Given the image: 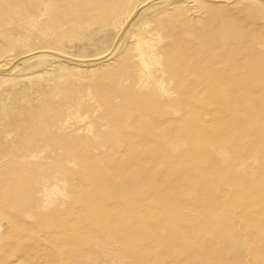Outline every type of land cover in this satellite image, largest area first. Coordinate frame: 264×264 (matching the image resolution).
I'll return each instance as SVG.
<instances>
[{
    "label": "rangeland",
    "instance_id": "1",
    "mask_svg": "<svg viewBox=\"0 0 264 264\" xmlns=\"http://www.w3.org/2000/svg\"><path fill=\"white\" fill-rule=\"evenodd\" d=\"M0 264H264V0H0Z\"/></svg>",
    "mask_w": 264,
    "mask_h": 264
},
{
    "label": "bare ground",
    "instance_id": "2",
    "mask_svg": "<svg viewBox=\"0 0 264 264\" xmlns=\"http://www.w3.org/2000/svg\"><path fill=\"white\" fill-rule=\"evenodd\" d=\"M154 41V40H153ZM152 62V61H151ZM146 86V85H145Z\"/></svg>",
    "mask_w": 264,
    "mask_h": 264
}]
</instances>
